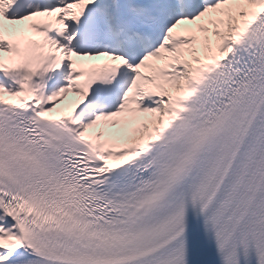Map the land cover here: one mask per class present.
Returning a JSON list of instances; mask_svg holds the SVG:
<instances>
[{
  "label": "snow or ice",
  "instance_id": "obj_1",
  "mask_svg": "<svg viewBox=\"0 0 264 264\" xmlns=\"http://www.w3.org/2000/svg\"><path fill=\"white\" fill-rule=\"evenodd\" d=\"M0 264H264V0H0Z\"/></svg>",
  "mask_w": 264,
  "mask_h": 264
}]
</instances>
